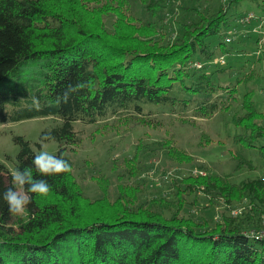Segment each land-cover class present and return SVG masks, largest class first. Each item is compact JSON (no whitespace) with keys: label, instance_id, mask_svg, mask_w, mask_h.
<instances>
[{"label":"trees","instance_id":"16d2710c","mask_svg":"<svg viewBox=\"0 0 264 264\" xmlns=\"http://www.w3.org/2000/svg\"><path fill=\"white\" fill-rule=\"evenodd\" d=\"M140 1L152 16L166 2ZM233 2L240 0H227L212 12L188 8L196 10L199 20L182 23L181 33L163 42L153 37L161 33L162 24L135 17L128 0H0V120L58 117L42 130L38 145L51 139L64 142L56 156L71 166L70 171L41 176L32 164L37 151L23 135L14 136L20 146L16 170L31 167L33 177L47 180L50 190L39 195L27 192L28 185L18 188L0 162V264H264V237L248 231L257 221H243L251 219L250 209L238 217L224 211L214 221L182 213L187 195L196 201L200 191L211 206L215 192L224 198L226 210L244 199L257 210L264 201V176L234 182L230 174L191 172L174 178L178 201L172 205L166 196L138 203L142 188L135 183H121L115 199L104 192L93 200L74 177V162L66 154L67 146L74 150L82 140L75 120L90 123L135 112L141 116L137 122L149 123L143 115L145 102L202 117L229 109L237 86L217 84L191 61L199 54L213 58L208 37L230 25ZM109 13L116 15L113 29L105 23ZM254 72L237 80H247ZM77 85L84 86L69 92L65 102V91ZM33 97L39 108L33 106ZM241 106L243 113L232 116L243 129L236 140L264 158V114L252 90L244 93ZM165 146L176 161L194 159L179 146ZM136 157L127 161H139ZM237 158L236 168H254L250 159L241 154ZM134 166L131 175L139 171ZM10 187L30 197L22 214L10 213L2 199Z\"/></svg>","mask_w":264,"mask_h":264},{"label":"rangeland","instance_id":"374dc122","mask_svg":"<svg viewBox=\"0 0 264 264\" xmlns=\"http://www.w3.org/2000/svg\"><path fill=\"white\" fill-rule=\"evenodd\" d=\"M128 1L130 12L135 17L152 19L162 24V34H155L153 37L164 42L169 37L175 39L181 33L182 23L199 20L196 10L188 8L212 12L227 0H166L156 16L146 11L140 0ZM250 12H254L258 18L245 24L239 22L240 16ZM228 15L230 25L223 27L221 33L208 37L215 51L213 58L208 59L199 54L192 58L191 64L198 71L212 74L217 84L237 86L230 108L202 117L195 115L191 110L175 112L169 106L145 102L143 115L150 119L149 123L137 122L141 116L135 112L109 114L90 123L75 120L74 126L82 140L74 150L67 146L66 154L74 162L73 174L84 194L94 200L107 192L111 199H115L121 183H135L142 188L138 203L154 196H166V202L172 205L178 201L172 186L174 178L191 172L205 173L209 170L218 174H230L234 182L264 176V158L256 149H249L236 140V134L241 133L243 129L233 122L232 117L236 111L243 113L241 100L248 90H252L253 99L264 114V24L260 17L264 16V0L233 2ZM115 17L113 13L105 15L108 28L113 29ZM227 36L233 40L221 44L226 42ZM222 58L226 63L221 62ZM196 62L201 65L197 67L194 65ZM223 66L226 68L222 70L220 67ZM252 70L255 72L247 80H237L239 77L245 78ZM230 92L232 91L229 89L225 94ZM58 121L59 118L53 115L18 121L0 120V162H4L11 173L16 171V156L20 146L14 140L15 135L27 138L35 151L46 150L56 156L64 142L51 139L42 142V146H39L38 142L42 130ZM166 143L186 150L193 156V161L174 160L168 155ZM237 154L250 159L255 165L254 168H236L240 160ZM133 156L136 157L133 160L139 161L128 162L127 159ZM136 163L139 171L136 175H131L130 172L136 169ZM211 194L217 196H214V206L209 205L208 196L202 191L196 201H193V195H187L188 202L182 213L198 220L207 218L214 221L221 220L224 211L238 217L244 210L250 209L251 219L246 216L244 224L257 221V225L249 227L248 231H264V201L258 204L257 210L247 207V199L233 202L232 208L226 210L227 203L224 198L215 192ZM259 227L261 229H258Z\"/></svg>","mask_w":264,"mask_h":264},{"label":"clouds","instance_id":"9594fccd","mask_svg":"<svg viewBox=\"0 0 264 264\" xmlns=\"http://www.w3.org/2000/svg\"><path fill=\"white\" fill-rule=\"evenodd\" d=\"M84 85H77L76 88L69 86L64 93V100L67 101L69 92L76 91L77 88H81ZM33 106L40 107L37 98H32ZM32 164L35 167L37 173L41 176H49L53 174H59L71 170V166L68 161L63 157H57L50 154L46 150L36 152L33 157ZM12 182L18 188H23L24 185H28L27 192L36 193L39 195H46L50 190V185L45 179H35L31 167H26L23 170H16L12 172ZM2 199L7 202L9 206V212L14 215L22 214L25 206L30 203V197L27 193L22 191L13 190L8 188L3 192Z\"/></svg>","mask_w":264,"mask_h":264},{"label":"built area","instance_id":"2783aa9c","mask_svg":"<svg viewBox=\"0 0 264 264\" xmlns=\"http://www.w3.org/2000/svg\"><path fill=\"white\" fill-rule=\"evenodd\" d=\"M254 18H258V16H257L254 12H250V13H248L247 15H244V16L240 19V22L243 23V24H245V23H247V22H250V21L253 20ZM263 22H264V17L262 18V23H263ZM231 40H232V37H230V36L226 37V41L231 42ZM221 62L224 63L225 60L222 58V59H221ZM194 65H196L197 67H199V66L201 65V63H200V62H196V63H194ZM251 233H252L253 235H257V236H259V237H264V231H260V232H258V233L251 231Z\"/></svg>","mask_w":264,"mask_h":264}]
</instances>
